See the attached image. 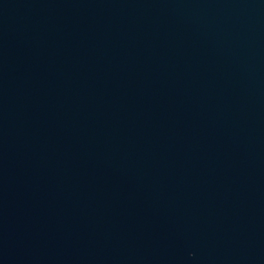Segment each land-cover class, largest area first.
<instances>
[{"label": "water", "instance_id": "1", "mask_svg": "<svg viewBox=\"0 0 264 264\" xmlns=\"http://www.w3.org/2000/svg\"><path fill=\"white\" fill-rule=\"evenodd\" d=\"M0 264H264V0H0Z\"/></svg>", "mask_w": 264, "mask_h": 264}]
</instances>
